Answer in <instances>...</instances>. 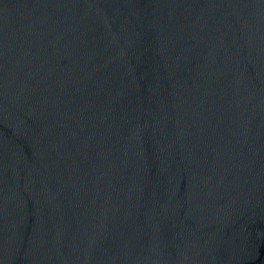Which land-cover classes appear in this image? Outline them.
Wrapping results in <instances>:
<instances>
[{"label": "water", "instance_id": "water-1", "mask_svg": "<svg viewBox=\"0 0 264 264\" xmlns=\"http://www.w3.org/2000/svg\"><path fill=\"white\" fill-rule=\"evenodd\" d=\"M0 264H264V0H0Z\"/></svg>", "mask_w": 264, "mask_h": 264}]
</instances>
